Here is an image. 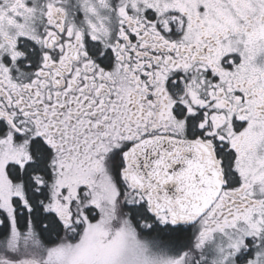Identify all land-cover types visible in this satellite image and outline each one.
Segmentation results:
<instances>
[{"label":"snow or ice","instance_id":"1","mask_svg":"<svg viewBox=\"0 0 264 264\" xmlns=\"http://www.w3.org/2000/svg\"><path fill=\"white\" fill-rule=\"evenodd\" d=\"M0 264H264V0H0Z\"/></svg>","mask_w":264,"mask_h":264}]
</instances>
